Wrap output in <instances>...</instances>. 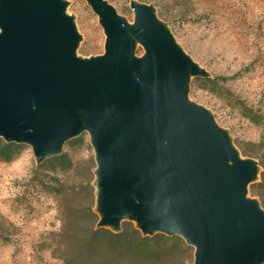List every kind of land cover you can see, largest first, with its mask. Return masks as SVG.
Wrapping results in <instances>:
<instances>
[{"label": "water", "instance_id": "95a60500", "mask_svg": "<svg viewBox=\"0 0 264 264\" xmlns=\"http://www.w3.org/2000/svg\"><path fill=\"white\" fill-rule=\"evenodd\" d=\"M87 1L107 40L84 61L64 2L0 0V138L29 145L40 165L89 133L99 228L179 236L193 264H264V209L246 190L260 166L188 98L190 78L208 75L153 6L133 3L131 26Z\"/></svg>", "mask_w": 264, "mask_h": 264}, {"label": "rangeland", "instance_id": "374dc122", "mask_svg": "<svg viewBox=\"0 0 264 264\" xmlns=\"http://www.w3.org/2000/svg\"><path fill=\"white\" fill-rule=\"evenodd\" d=\"M71 17L78 42L75 55L86 61L105 53L106 36L87 0H61ZM132 26L133 3L154 7L176 44L219 88L205 87L190 78L188 98L214 117L227 131L241 158L250 157L260 166L247 196L259 201L250 186L261 182L264 167V0H106ZM2 32V31H1ZM138 57L145 55L137 45ZM247 109L257 115L255 122ZM82 144L64 145L71 168L56 177L64 196L35 188L31 178L39 166L29 145L10 163L0 161V264H95L80 253L82 240L99 227L95 210L96 154L90 134ZM244 153L246 155H244ZM232 164V163H231ZM48 171L45 170V173ZM264 204V197L262 199ZM264 209V206H262ZM133 222L123 221L121 231ZM179 237V236H177ZM182 239L181 237H179ZM188 246L159 264H193L195 248ZM143 264V263H133Z\"/></svg>", "mask_w": 264, "mask_h": 264}, {"label": "trees", "instance_id": "16d2710c", "mask_svg": "<svg viewBox=\"0 0 264 264\" xmlns=\"http://www.w3.org/2000/svg\"><path fill=\"white\" fill-rule=\"evenodd\" d=\"M201 85L205 87L219 88L220 84L213 78H198ZM248 116L253 121L258 122L257 115L251 109H247ZM82 138L78 137L71 144H82ZM25 146L15 142H6L0 138V161L10 163L24 150ZM244 155H246L244 153ZM260 164L264 167L262 161ZM71 159L67 154L50 158L40 164L31 178L35 188H42L45 192L52 195H61L65 193L62 181L56 177L58 169L62 173L71 168ZM45 170L48 171L45 173ZM261 182L253 183L250 190L253 195L261 199L263 204L264 197V169L261 171ZM99 222V221H98ZM129 228L114 232L109 228H92L90 235L82 240L79 248L84 260L93 258L95 264H159L169 256L179 254V252L188 246L177 236H166L157 233L153 236H145L141 230L133 224H128ZM65 264H72L68 259Z\"/></svg>", "mask_w": 264, "mask_h": 264}, {"label": "bare ground", "instance_id": "6f19581e", "mask_svg": "<svg viewBox=\"0 0 264 264\" xmlns=\"http://www.w3.org/2000/svg\"><path fill=\"white\" fill-rule=\"evenodd\" d=\"M0 35H1V32H0Z\"/></svg>", "mask_w": 264, "mask_h": 264}]
</instances>
